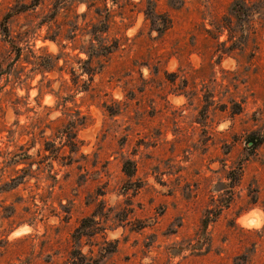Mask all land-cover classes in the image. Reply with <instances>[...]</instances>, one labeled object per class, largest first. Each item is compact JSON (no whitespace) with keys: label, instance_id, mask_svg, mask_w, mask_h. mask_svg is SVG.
Segmentation results:
<instances>
[{"label":"rangeland","instance_id":"rangeland-1","mask_svg":"<svg viewBox=\"0 0 264 264\" xmlns=\"http://www.w3.org/2000/svg\"><path fill=\"white\" fill-rule=\"evenodd\" d=\"M92 1L0 0V149L53 164L0 195V264H264V0L107 1L119 49L77 92Z\"/></svg>","mask_w":264,"mask_h":264},{"label":"trees","instance_id":"trees-1","mask_svg":"<svg viewBox=\"0 0 264 264\" xmlns=\"http://www.w3.org/2000/svg\"><path fill=\"white\" fill-rule=\"evenodd\" d=\"M102 3L105 7L106 14L103 15L100 10H96V14L98 17H100V26H97L95 30L92 32V38H91V44L92 46L86 48L80 46L79 48H73V51H79L78 53V59L81 64L80 70L81 74L77 76V72L75 68L71 70V75H72V84L75 87V91L77 92H89L90 91V83L94 81V77L97 74V71L93 69L92 62L94 59L100 60L101 58L108 59L110 58L118 49L119 45L116 42L112 44H108L106 42V37L105 35L109 31V26L112 22V15L111 11L107 8V1H115V0H101ZM42 0H33L32 5L34 8H37L41 4ZM80 3H85L88 5V7L91 9V7L95 6V2L92 0L90 1H83L81 0ZM24 10H18L16 11V14H20L25 12L26 7L23 8ZM99 11V12H97ZM87 14H84L86 16ZM13 14H8L4 18V22H7ZM226 29L227 28L226 26ZM4 36L8 39V43L11 46L10 52L15 53L17 59H21L22 57V52H23V47L21 46L20 43H16L15 41L12 40V37L10 35V32L7 27V23L4 25ZM46 40H51V41H56L57 37L52 36V34H49L45 37ZM97 44V47L95 46ZM80 54H85L87 56V60L81 59L79 56ZM59 57L54 56V55H47L46 58H40L38 59L39 62L35 64V70L40 71L43 76L49 73H53L56 70H59L60 67L58 65L59 62ZM103 68V67H102ZM102 70V69H101ZM88 75L89 79L88 81L83 82L82 84V79L81 77ZM67 101V100H66ZM66 108L65 114H67L68 108L66 107V104L64 105ZM79 115H82L80 110H77ZM84 119V118H83ZM86 119V118H85ZM15 124L19 125V121L17 120ZM70 124V134L73 135L74 133L72 132L73 130L76 129L77 123L71 122ZM82 125V124H81ZM20 126V125H19ZM21 128V127H18ZM73 128V129H72ZM24 129V128H23ZM25 128L24 130H26ZM30 131V130H28ZM28 134H24V136H31L33 133L26 132ZM31 133V134H30ZM23 134L20 136L22 137ZM16 137V131L15 130H9V136L8 138H11L12 141L15 140ZM70 137V136H69ZM32 142V143H31ZM251 142L253 143V146H257V142L255 139H252ZM36 143V137L31 138L26 144H19V142H16L14 145L15 150L10 149V145H8L5 149H0V195H6L10 194L13 192H16L21 186L27 184L29 181L33 179L38 180V173L39 169L45 167V162L47 161L49 163V160H51L50 156H45L44 160L42 161V165L39 166V163L34 160V156L30 154V151L33 147H35ZM71 143L70 148H73L76 143L73 141H69ZM73 145V146H72ZM46 151H52L51 149L49 150L48 148H45ZM53 153V152H52ZM47 163V164H48ZM37 167L34 170V167ZM49 167H52L53 164L52 162L49 163ZM47 167V166H46ZM242 171V169H240ZM123 171L128 177H133L136 173V167L133 162L127 161L124 163L123 166ZM230 180H233L232 177H230ZM241 180V179H240ZM34 196H37V194H33L30 196L31 199H33ZM3 210L6 212L7 208L3 207ZM4 218H6L4 216ZM211 220H206L203 222V235L207 231V227L210 224ZM212 222V221H211Z\"/></svg>","mask_w":264,"mask_h":264},{"label":"clouds","instance_id":"clouds-1","mask_svg":"<svg viewBox=\"0 0 264 264\" xmlns=\"http://www.w3.org/2000/svg\"><path fill=\"white\" fill-rule=\"evenodd\" d=\"M253 215H255V214H253Z\"/></svg>","mask_w":264,"mask_h":264}]
</instances>
